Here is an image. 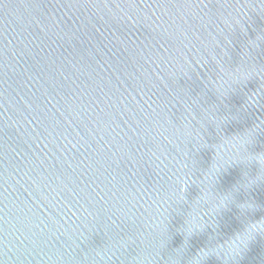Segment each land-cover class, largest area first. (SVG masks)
<instances>
[{"label": "water", "instance_id": "1", "mask_svg": "<svg viewBox=\"0 0 264 264\" xmlns=\"http://www.w3.org/2000/svg\"><path fill=\"white\" fill-rule=\"evenodd\" d=\"M261 9L264 0H0V264H164L177 250L188 264L264 219V181L247 185L258 164L232 140L253 129L246 151L264 153ZM228 13L240 24L229 29ZM216 60L258 74L220 94ZM189 121L198 135L183 136ZM213 163V192L233 198L186 236ZM180 175L184 198L172 199ZM202 264H264V231Z\"/></svg>", "mask_w": 264, "mask_h": 264}, {"label": "clouds", "instance_id": "2", "mask_svg": "<svg viewBox=\"0 0 264 264\" xmlns=\"http://www.w3.org/2000/svg\"><path fill=\"white\" fill-rule=\"evenodd\" d=\"M264 10V9H261ZM233 22L237 25L240 24V20L237 19L232 13H228L225 17H223V23L231 29L233 27ZM257 40H264V36H257ZM250 44L255 46L254 41H249ZM215 59V57L213 58ZM216 64L219 68V75L216 80H212L209 77V80L212 86L216 89V91L220 94H224L226 89L230 87L233 83H238L241 80H245L252 76L253 74H258V70L255 66L250 65L245 62H241L239 65L235 67H225L219 60H216ZM190 67V65H189ZM259 71H264L261 69ZM205 116L211 120L213 116L209 110L205 111ZM169 123H171L169 121ZM163 130V128H161ZM253 129H249L243 134L236 135L232 138L234 141L233 147L239 145L238 151L243 150L245 155L242 161H256L259 167V171L255 177H251L247 180V185H251L256 183L257 181H264V153H248L246 151V145L251 142V136ZM177 136L181 135V130L177 129ZM183 136L191 137L193 135H198V130L193 132L191 121L186 124H183ZM187 155V153H185ZM189 164L186 163L183 165L184 168H188ZM222 166H217L215 163L211 164L210 167L204 171L203 178L200 181L202 187L200 195L196 200H194L191 204V210L188 213L187 220L185 221L184 232L186 236H190L194 231L199 230L202 226V213L206 214H215L221 208L225 207L227 202H229L233 196L231 192L227 193H215L212 190V185L216 174L220 171ZM176 183L180 185L179 190L175 193L172 199H183L184 193L186 191V183L187 180L183 178V175H180ZM168 203L167 199L165 200ZM242 208L251 209L254 205L250 202H244L241 204ZM167 209H165V212ZM156 228H165L164 219H157L155 221ZM258 231H264V219L250 223L243 232L236 234L230 241L226 242L224 245H217L212 248L201 249L199 252L191 257L188 261V264H202V261L212 252H215L219 255L220 252H223L225 258H227L232 253L239 250L241 246H243L247 240L250 238L251 234ZM131 239V238H129ZM124 241H121L123 244ZM98 256H101V259L104 258L103 254L97 250L96 253ZM180 256L181 251L177 250L174 255H169L167 259L164 261V264H180ZM138 264H156L155 257H145L141 256L139 258Z\"/></svg>", "mask_w": 264, "mask_h": 264}]
</instances>
